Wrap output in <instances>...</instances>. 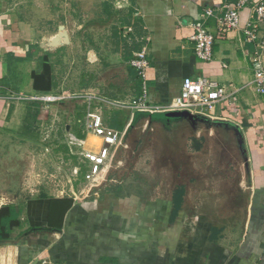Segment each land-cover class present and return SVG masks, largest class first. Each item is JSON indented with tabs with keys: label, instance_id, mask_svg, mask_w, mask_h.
I'll use <instances>...</instances> for the list:
<instances>
[{
	"label": "crops",
	"instance_id": "crops-1",
	"mask_svg": "<svg viewBox=\"0 0 264 264\" xmlns=\"http://www.w3.org/2000/svg\"><path fill=\"white\" fill-rule=\"evenodd\" d=\"M233 1L114 0L115 6L128 8L136 17L142 34L139 48L146 47L150 63L145 81L149 103H169L178 95L184 78L211 79L230 94L215 105L211 116L199 115L195 121L211 130L220 129L226 138L222 137L232 157H214L212 164H224V168H204L200 175L177 177L176 187H183L184 197L172 222L171 194L150 201L134 195L92 200L59 195L27 197L20 202L17 190L3 189L0 180V206L14 205L19 210V226L0 244V264H264V95L253 89L249 60L256 42H245L241 32L215 35L212 58L202 62L194 56L190 40L192 24L204 9ZM249 15L248 8L240 12V28ZM204 25L214 34L212 18ZM32 32L0 0V151L4 134L14 150L18 145H31V139L25 137L27 130L46 118L44 106L10 101L8 96L40 94L32 88L31 74L41 73L44 63L57 88L52 59L72 43L66 31L68 45L45 49L39 46L44 37L36 43L29 38ZM38 57H44V63ZM260 62L264 66V49ZM129 67L123 93H130L133 82L137 97L140 82ZM56 88L51 91L55 93ZM117 115L121 118L117 127L103 115L105 125L119 130L126 117L122 112ZM73 119L77 131H71L72 125L65 126L71 139L81 141L82 150L96 153L100 139L84 132L79 118ZM74 134L82 136L79 139ZM228 161L235 163L234 169H229ZM192 194L204 196L203 202H195Z\"/></svg>",
	"mask_w": 264,
	"mask_h": 264
},
{
	"label": "rangeland",
	"instance_id": "rangeland-1",
	"mask_svg": "<svg viewBox=\"0 0 264 264\" xmlns=\"http://www.w3.org/2000/svg\"><path fill=\"white\" fill-rule=\"evenodd\" d=\"M3 1L20 21L33 29L29 38L36 43L41 37L49 38L56 33L58 26H64L72 41L52 59L57 81L54 92L65 95L66 99L49 107L37 104L44 106L41 109L46 118L27 130L25 137L31 139V145H18L15 151L13 143L9 144L10 137L2 136V188L17 190L15 196H19L20 202L27 197L59 195L79 200L134 195L150 201L170 196L178 176L200 175L204 168H224V164L213 167L214 157H232L220 129H208L203 123L192 126L188 121L166 122L163 115L152 118L121 110V105L135 96L137 87L133 82L130 93H123L129 67L126 61L142 40L136 17L128 8L115 6L114 0ZM67 95L79 98L72 100ZM89 95L101 98L103 102H93L91 107H102V118L104 115L106 121L111 119L115 127L122 118L120 114L121 118L116 116L117 112L126 117L125 124L119 126L121 140L108 157L99 181L86 180L92 163L81 156L84 151L81 141L71 139L72 133L65 127L72 125L71 131H77L73 118H83L84 98ZM171 122H179L180 126H173ZM80 135L75 136L80 139ZM194 141L200 143L198 151L193 147ZM234 165L227 163L229 169H234ZM191 197L200 204L204 199L201 194Z\"/></svg>",
	"mask_w": 264,
	"mask_h": 264
},
{
	"label": "built area",
	"instance_id": "built-area-1",
	"mask_svg": "<svg viewBox=\"0 0 264 264\" xmlns=\"http://www.w3.org/2000/svg\"><path fill=\"white\" fill-rule=\"evenodd\" d=\"M248 8L250 15L243 28L239 27L240 12ZM212 18L215 22V32L211 33L204 25L206 19ZM193 34L190 40L193 45L194 56L202 62H208L212 58V45L214 40L220 36H225L230 32H241L243 39L247 43L256 42V50L250 55V64L253 71L252 85L256 93L264 95V66L260 62V52L264 49V0H234L225 3L216 9L206 8L202 11L200 19L192 24ZM261 34V36H259ZM147 49L140 47L133 53L128 62L134 70L140 82V95L132 101L121 105V110L130 113H163L169 111H186L191 115L211 116L216 104L227 99L230 94L214 81L205 77L184 78L181 82L180 91L169 103L154 105L146 98V71L149 68ZM70 99L79 98L76 95L68 96ZM10 101H27L39 105H57L64 99L65 95L56 93L35 95L10 94L7 98ZM85 114L78 124L82 126L84 132L90 133L101 141V145L96 153L81 151V156L88 158L92 163L89 173L85 176L88 181H99L102 179L104 166L108 157L112 156V150L121 140L120 130H113L105 125L101 115V109L92 108L93 102H103L101 98L89 95L84 98ZM83 102V103H84ZM70 150V149H69Z\"/></svg>",
	"mask_w": 264,
	"mask_h": 264
},
{
	"label": "trees",
	"instance_id": "trees-1",
	"mask_svg": "<svg viewBox=\"0 0 264 264\" xmlns=\"http://www.w3.org/2000/svg\"><path fill=\"white\" fill-rule=\"evenodd\" d=\"M138 50V49H137ZM45 57V56H44ZM38 57L41 63H44L45 58ZM27 58H32V55H27ZM47 63H44L43 70L41 73H32V88L37 92H41L42 94L53 93L51 91L53 88H56V83L52 82V76H50V71L47 68ZM133 70V69H132ZM134 71V70H133ZM135 73V72H134ZM135 78L138 80L136 73ZM138 82V81H137ZM139 88V84L137 85ZM138 94V89H137ZM200 143L194 141L193 147L195 151H198L200 148ZM39 198H46L45 196H38ZM184 197V189L182 186L176 187L171 193V205L172 209L169 216V221L172 222L179 211L182 208ZM19 210L14 205H2L0 206V244L6 243L9 238L11 232L19 226ZM215 231L212 229V233Z\"/></svg>",
	"mask_w": 264,
	"mask_h": 264
},
{
	"label": "water",
	"instance_id": "water-1",
	"mask_svg": "<svg viewBox=\"0 0 264 264\" xmlns=\"http://www.w3.org/2000/svg\"><path fill=\"white\" fill-rule=\"evenodd\" d=\"M68 43L69 41L65 28L63 26H59L58 32L50 38H43L39 46L45 49H54L63 45H68ZM136 114L138 115L141 113H136ZM143 115H148L152 118L156 115H163V118L165 119L166 122H169L170 120L173 121L186 120L188 122H191L192 124L199 119V115H191L186 111H169V112L151 113V114L145 113Z\"/></svg>",
	"mask_w": 264,
	"mask_h": 264
},
{
	"label": "bare ground",
	"instance_id": "bare-ground-1",
	"mask_svg": "<svg viewBox=\"0 0 264 264\" xmlns=\"http://www.w3.org/2000/svg\"><path fill=\"white\" fill-rule=\"evenodd\" d=\"M96 152V151H95Z\"/></svg>",
	"mask_w": 264,
	"mask_h": 264
}]
</instances>
